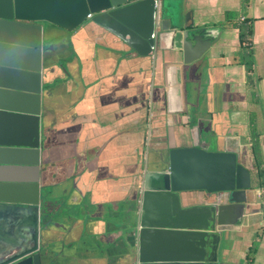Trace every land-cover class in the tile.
Wrapping results in <instances>:
<instances>
[{"label": "crops", "instance_id": "crops-1", "mask_svg": "<svg viewBox=\"0 0 264 264\" xmlns=\"http://www.w3.org/2000/svg\"><path fill=\"white\" fill-rule=\"evenodd\" d=\"M185 2L191 25L221 33L206 56L186 67L188 95L205 100L194 112L200 141L208 145L232 131L255 184L252 129L264 153V0L245 7L242 0ZM228 11L234 22L252 21V85L238 62L240 31L226 21ZM54 33L42 117L52 208L45 244L55 264H123L122 226L130 218L136 223L143 178L165 169L169 149L194 143L191 126L184 125L189 116L168 113L165 64L182 63V54L143 56L92 22L74 33ZM254 202L243 225L228 234L232 262L249 264L250 248L259 241L253 264H264V214ZM6 230L0 215V261L9 243Z\"/></svg>", "mask_w": 264, "mask_h": 264}, {"label": "water", "instance_id": "water-1", "mask_svg": "<svg viewBox=\"0 0 264 264\" xmlns=\"http://www.w3.org/2000/svg\"><path fill=\"white\" fill-rule=\"evenodd\" d=\"M185 10V0H0V215L9 240L0 264L56 263L45 244L52 214L42 137L48 46L55 29L74 33L89 22L143 56L182 54V63L165 64L168 113L189 116L184 125L194 143L169 149L165 169L142 180L137 264H239L230 259L228 234L254 201L264 214L263 192L232 131L200 143L194 112L205 100L188 95L186 67L221 33L194 27Z\"/></svg>", "mask_w": 264, "mask_h": 264}, {"label": "trees", "instance_id": "trees-1", "mask_svg": "<svg viewBox=\"0 0 264 264\" xmlns=\"http://www.w3.org/2000/svg\"><path fill=\"white\" fill-rule=\"evenodd\" d=\"M250 0H242V5L245 7L249 4ZM234 13L226 12V21L240 31V51L238 52V62L246 67L247 78L249 85L254 82L253 70L255 65V55L251 46V37L253 35L252 21L245 20L242 23L234 22ZM251 150L254 157V166L257 170L256 173V185L258 188L264 189V153L262 149V144L260 141V136L255 129L251 130ZM262 209L264 213V203L262 204ZM264 235V223L262 226ZM260 247V242L256 241L252 244L250 248V253L248 254L249 264H253L255 257L258 253Z\"/></svg>", "mask_w": 264, "mask_h": 264}, {"label": "flooded vegetation", "instance_id": "flooded-vegetation-1", "mask_svg": "<svg viewBox=\"0 0 264 264\" xmlns=\"http://www.w3.org/2000/svg\"><path fill=\"white\" fill-rule=\"evenodd\" d=\"M202 144H206L205 141H200ZM122 233L125 236V256L123 257V264H137L136 260V235H137V224L133 221L132 218L129 219V223L126 222L122 226ZM120 245L118 244L117 247H113L114 254L119 252ZM115 256V255H114ZM118 262V261H117ZM115 259L111 260L110 264H117Z\"/></svg>", "mask_w": 264, "mask_h": 264}, {"label": "built area", "instance_id": "built-area-1", "mask_svg": "<svg viewBox=\"0 0 264 264\" xmlns=\"http://www.w3.org/2000/svg\"><path fill=\"white\" fill-rule=\"evenodd\" d=\"M89 17H91V15H89Z\"/></svg>", "mask_w": 264, "mask_h": 264}, {"label": "rangeland", "instance_id": "rangeland-1", "mask_svg": "<svg viewBox=\"0 0 264 264\" xmlns=\"http://www.w3.org/2000/svg\"><path fill=\"white\" fill-rule=\"evenodd\" d=\"M204 201V200H203Z\"/></svg>", "mask_w": 264, "mask_h": 264}]
</instances>
